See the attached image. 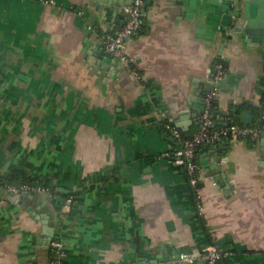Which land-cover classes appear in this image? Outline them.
<instances>
[{"label": "crops", "instance_id": "crops-1", "mask_svg": "<svg viewBox=\"0 0 264 264\" xmlns=\"http://www.w3.org/2000/svg\"><path fill=\"white\" fill-rule=\"evenodd\" d=\"M129 1L0 0V174L21 168L57 192L19 198L0 187V264H46L47 233H59L66 264H207L174 259L207 244L230 251L216 264H264L262 138L197 149L198 209L183 170L161 155L172 147L160 125L162 114L175 123L199 111L217 61L227 67L213 125L230 107L257 122L261 42L231 27L207 39L196 0H146L126 49L137 81L99 37L120 28Z\"/></svg>", "mask_w": 264, "mask_h": 264}, {"label": "built area", "instance_id": "built-area-1", "mask_svg": "<svg viewBox=\"0 0 264 264\" xmlns=\"http://www.w3.org/2000/svg\"><path fill=\"white\" fill-rule=\"evenodd\" d=\"M46 4H56L55 0H41ZM146 0H130L122 8L124 21L115 33H99L100 41L105 53L116 58L137 81L141 76L134 58L127 53V42L142 27L144 16L143 5ZM214 74L212 76V88L205 95L203 108L199 115V126L188 137H184L181 131L172 120L162 114L163 127L169 132V136L177 143V148L172 147L161 155L167 157L172 164L181 167L186 175L191 194L198 209H201L200 189L201 175L200 166L196 158V151L202 145H213L223 139L231 141L245 139L251 142H258L264 133V123L252 122L248 125H239L230 117L224 124L215 126L212 122L213 101L218 94V83L225 75V66L222 61L213 64ZM143 85V84H142ZM264 119V110L262 116ZM7 192L25 194L29 191H44L40 186H15L1 185ZM67 203L72 202V196L66 199ZM230 251L217 247L214 244L204 245L200 250L192 253L181 252L179 260L185 263H192L201 260L207 264H216L223 258L229 256ZM67 252L64 242L60 236L54 237L50 242L47 252L46 264H66Z\"/></svg>", "mask_w": 264, "mask_h": 264}, {"label": "water", "instance_id": "water-1", "mask_svg": "<svg viewBox=\"0 0 264 264\" xmlns=\"http://www.w3.org/2000/svg\"><path fill=\"white\" fill-rule=\"evenodd\" d=\"M194 4L195 6L191 8V13L197 22L196 31L198 33H204L207 39H211L213 31L231 27L235 31L242 32L248 40L260 41L264 48V0H196ZM256 6H258V10L255 9ZM234 19L242 20L240 26H232ZM202 28H207V30L204 32ZM213 74L214 69L211 67L208 74V85L203 89V96L199 100L200 104L195 106L199 111L191 115L186 114V112L182 113L174 120L176 127L182 128L184 131L186 127L192 123L193 119L196 120L200 115L203 108L204 97L212 88ZM231 105L232 103H230V106ZM229 111L232 112L233 116H238L244 125L251 124L253 120L250 110H244L237 114L235 108L230 107ZM197 123L199 124V121ZM261 138L264 144V133H262ZM11 194L23 198V194ZM43 217L45 218L42 221L45 224L48 222V215L43 214ZM53 237V233H47V247H49ZM174 259H179L177 253Z\"/></svg>", "mask_w": 264, "mask_h": 264}, {"label": "trees", "instance_id": "trees-1", "mask_svg": "<svg viewBox=\"0 0 264 264\" xmlns=\"http://www.w3.org/2000/svg\"><path fill=\"white\" fill-rule=\"evenodd\" d=\"M223 64H224V66L226 68L227 67V62H224ZM263 97H264V95H263ZM214 104H216V100L213 101V106H214ZM263 110H264V103L262 104V106L260 107V110L258 111L259 115H258L257 123H259V124L264 123V119L261 117ZM230 118L235 123H237L239 125H243L242 123L237 121L234 116H230ZM171 123L174 124V122H171ZM160 125H161V130L164 133V135L166 136V138L170 139L171 147L177 148L176 141H174V139H172L169 136V132L166 129H164L163 121L160 122ZM181 134L184 137H188L191 133H186V132L181 131ZM176 168L178 170L182 169L181 167H178V166ZM183 174H185L184 171H183ZM185 177H186V175H185ZM186 180H187V178H186ZM0 183H1L2 186L6 185V184L7 185L8 184L9 185H15V186H22V185L40 186L42 189H44L45 192H48V193H51V194L57 193L55 191V185L52 184L51 181L48 178H45V179L34 178V177L30 176L25 170H23L21 168H17V167H13L9 171L4 172L3 174H0ZM36 193H38V191H29V192H27L25 194L33 195V194H36ZM61 196L64 199L69 197V195L66 194V193L61 194ZM70 196H72V195H70ZM58 236H60L59 233H56L54 237H58Z\"/></svg>", "mask_w": 264, "mask_h": 264}]
</instances>
